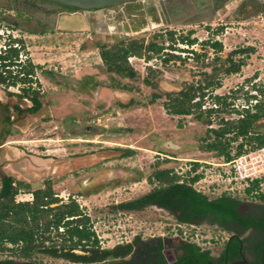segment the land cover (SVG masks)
Returning <instances> with one entry per match:
<instances>
[{
  "label": "rangeland",
  "instance_id": "374dc122",
  "mask_svg": "<svg viewBox=\"0 0 264 264\" xmlns=\"http://www.w3.org/2000/svg\"><path fill=\"white\" fill-rule=\"evenodd\" d=\"M166 1L162 7L156 0L128 3L138 5L132 6L133 11L125 10L126 16L133 19L132 27H122L117 18L118 29L103 35L58 28L31 33L20 28V15L13 0H0V44L12 36H23L25 48L21 50V58L27 55L36 64L35 81L42 102L38 112L23 114L18 119L15 111L10 110L15 123L7 125L12 135L9 140H16L11 143L21 151L39 157L23 158L16 163L20 178L30 184V189L41 187L48 179L62 201L75 199L100 235L101 247L129 241L135 234L142 238L160 235L174 244L186 231L191 241L216 254L229 236L227 230L216 224L177 223L167 209L156 205L120 213L113 205L150 190L153 183L147 177L156 168L169 167L181 179L191 176L193 171L188 176L186 171L191 169L192 161L198 162L195 172L201 173L193 186L208 197L227 193L243 201L241 209L250 210L256 208L252 204L263 202L241 189H225L229 184L220 173L225 160L203 149L201 139L207 127L220 124L221 117H240L237 111L255 102L254 99L247 102V95L264 98V7L260 6L264 0H224L200 13H195L190 3L186 8L187 1ZM241 2L244 7L239 6ZM121 7L113 10L117 12ZM100 15L99 10V15L89 16L88 20L109 24L113 21L110 15ZM67 18L62 17L70 29L78 26V16ZM218 27L221 29L216 30ZM166 30H173L177 37L191 30L190 37L196 38V43L187 46L176 41L175 50L166 51L179 54L180 58L167 62L156 54L149 60L133 56L129 62L134 69L132 76L107 71L95 44L135 37L143 38L144 43L154 39L166 45ZM156 33L162 36H155ZM206 40L220 41L221 49L201 43ZM181 48L203 55L196 58L176 50ZM234 50L237 52L231 55V60L243 62L236 72H226L225 58ZM203 72L210 74L214 86L205 92L202 108L213 106L214 95L226 96L231 104L218 105L217 111L209 118L204 115L202 120L192 114L169 113L163 105L165 93L175 92L186 84L202 83L206 80ZM20 85L0 84V100L23 107L29 104L15 94L20 93ZM153 93L159 96L154 97ZM3 132L0 125V133ZM260 132H264V126ZM239 142H245L244 138L231 142V154ZM126 149L132 153L124 155ZM47 162L50 168L46 167ZM19 196L28 198L30 194L23 190ZM249 231L244 230L242 235ZM166 254L170 258L171 250ZM4 258L20 260L18 254L0 250V259ZM33 258L63 261L42 253H35Z\"/></svg>",
  "mask_w": 264,
  "mask_h": 264
},
{
  "label": "trees",
  "instance_id": "16d2710c",
  "mask_svg": "<svg viewBox=\"0 0 264 264\" xmlns=\"http://www.w3.org/2000/svg\"><path fill=\"white\" fill-rule=\"evenodd\" d=\"M219 29L221 27L216 30ZM191 32L189 30L187 34L177 37L173 30H166V45L162 41L157 43L154 39L144 43L143 38L135 37L119 39L109 44L96 41L95 44L107 71L132 76L134 69L128 62V56L134 55L149 60L152 54H156L162 62L180 58L179 54L168 52L166 49L175 50L176 41L187 46L196 43V38L190 37ZM155 36L161 37L162 33H156ZM15 42L19 47L12 45ZM20 42V38H8L4 43L5 49L0 52V84L4 87L30 80L27 75L34 72L32 63L23 64L19 61ZM201 43L210 44L215 50L221 49L220 41L206 40ZM176 50L196 58L203 55L193 49ZM236 50L244 51L245 48ZM236 50L231 51L225 58L228 61L226 72H236L243 62L240 60L234 63L231 60V55L237 52ZM202 75L206 79L202 83L186 84L175 92L165 93L163 105L169 113L192 114L202 120L204 115L209 118L212 112L217 111L218 105L227 107L231 104L226 101V96L214 95L213 106L202 108L205 92L209 86H214L209 73L203 72ZM9 93L13 94L10 91ZM15 94L20 98H27L31 103L25 107L16 104L14 108L20 114L36 113L42 106L38 88L21 87L20 93ZM153 96L159 95L153 93ZM252 99L255 100L254 103L250 102V105L237 111L241 114L237 119L221 117L217 127H207L205 136L201 139L204 141L202 148L213 151L217 156L229 161L233 155L240 154L243 150V142L236 145L233 155L229 150L231 142L239 137L249 144L255 142L257 145H263L264 132H260V129L264 126V98L257 99L256 95L246 96L247 102ZM6 120H9L8 116ZM228 134L231 135L228 137ZM131 153V149H126L123 154ZM197 165V161H192L191 169L186 171V174L188 176L191 171L193 174L184 179L169 167L154 169L147 177L148 181L153 183L150 190L134 198L119 201L113 208L120 211H138L156 205L167 209L177 223L199 224L205 221L216 224L229 234H237L228 236L230 238L223 241L217 254H212L210 248L202 247L194 241L178 239L173 244L169 238L160 235L142 238L140 234H135L129 241L101 247L99 238L92 229L89 215L75 199L62 201L53 191L52 183L48 179L41 187L30 189L29 183L23 180L13 181L11 176L2 179L0 186V250L18 254L21 264H226L238 259L244 249L242 243L252 240L249 235L243 236V231H264V204L259 211L255 209L244 213L239 210L243 201L233 195L221 193L208 197L193 186V182L201 177V173L195 172ZM255 188L256 180L246 187L245 191L264 201V191L252 192ZM23 190L28 191L32 198L16 201V194ZM262 248L261 242L253 243L250 249L255 260L250 264H259L257 259L264 253ZM167 250H171L170 258L166 254ZM35 253L63 261L38 260L33 258ZM14 261L12 258L1 260L2 264H14Z\"/></svg>",
  "mask_w": 264,
  "mask_h": 264
},
{
  "label": "flooded vegetation",
  "instance_id": "af4514ba",
  "mask_svg": "<svg viewBox=\"0 0 264 264\" xmlns=\"http://www.w3.org/2000/svg\"><path fill=\"white\" fill-rule=\"evenodd\" d=\"M156 1H160L158 2V5L161 7L165 5V3L167 2L166 0H156ZM183 1H187V3L185 4L186 8L189 7L188 4L190 3L192 6L191 8H193V11L195 13H200L202 11H206L208 8L217 7V5L224 0H183ZM13 2H14V6L16 7L17 14L20 15V28H26L31 33H39V34L44 33L47 29L51 30L58 28L60 30H65V31L87 30L90 31L91 33L98 32L105 35L107 32L111 33V31L118 29L119 26L118 23L116 22L117 18L120 19V23L122 24L121 25L122 27L125 26L126 27L128 26V28L132 27L130 26V23L133 22L132 21L133 19L126 16L127 13L125 12V10L133 11L132 9L133 7L135 6L138 7L137 4H135V6L126 4L124 5V8L122 6L121 9L116 12L115 10H113L116 9V7H106L99 9H79L75 7H66V6L57 5L51 2H47L45 0H22L21 2L20 0H13ZM43 4L51 5V7H46ZM131 4L134 3L131 2ZM263 4L264 2L260 5L261 8L264 7ZM244 5H245L244 2H241L239 6L244 7ZM180 8H178L177 11H180ZM99 10L101 14L100 16L110 15L113 18L112 19L113 21L110 24L106 22L99 23L98 21L90 22L88 20V17L89 16L94 17L95 14L99 15ZM161 11L163 12V10ZM51 15H53V17ZM63 16L66 19H68L67 16L70 17L78 16L81 23L79 22L77 27H73V29L72 28L70 29L69 24L66 23V19H62ZM12 38L15 37L12 36ZM16 38H20V40L22 41L20 42V53H19L22 55L21 50L25 48L23 46L24 45L22 39L23 36L20 37L18 36ZM24 56L25 59L20 58V62L23 64L27 62L32 63L34 65V72L33 74H28L27 76L30 78V80H27L25 82H20L21 84L20 86L24 88L37 89L39 87L37 86V82L35 81L37 77L36 64L33 63L27 55ZM22 74L23 73H21V75ZM22 99L28 100L27 98H22ZM0 103H1L0 125H2V129L4 130L3 133H0V186H1L2 179L6 178L7 176L13 177L14 179L13 181L23 180L20 178V170L15 168L16 163H19L20 159L39 158V157L36 156L35 154H29L26 153L25 151H21L20 147L11 143L16 140H9V137L12 135L10 134L9 126L7 127V125L11 123L12 124L15 123V121L12 119L13 118L12 115L10 114V110L15 111V116H16L15 119H18L23 114H32V113L24 112L20 114L17 111V109L14 108L16 103L9 104L7 101H1V100ZM30 104L31 103L25 106H28ZM6 116L9 117V120H6ZM46 158H51V157H46ZM45 165L48 168H50L51 166V164L48 162L45 163ZM252 206L256 207L255 209L259 211L260 208L263 206V202L252 204ZM239 210L244 213L250 211L249 207H245L241 209V205L239 206ZM246 230H250V231L247 235L244 236L249 235V239L252 240L250 241L246 240L242 243L244 249L241 255L239 256V258L242 256L245 257L248 260V264H250L251 261L255 260V257L250 249L254 242L256 241H258L259 243L261 242V246L263 247L262 251H264V231L262 229H246ZM230 235L231 234H229V236ZM221 248L218 250V252L221 250ZM1 260L3 259H0V264H2ZM257 261L259 264H264V253L262 256H260L257 259Z\"/></svg>",
  "mask_w": 264,
  "mask_h": 264
},
{
  "label": "built area",
  "instance_id": "2783aa9c",
  "mask_svg": "<svg viewBox=\"0 0 264 264\" xmlns=\"http://www.w3.org/2000/svg\"><path fill=\"white\" fill-rule=\"evenodd\" d=\"M12 45L16 47L19 46L18 43H13ZM5 47L6 45L4 43L0 44V52L2 49H5ZM133 56L134 55H130L127 57L128 62L131 61V58H133ZM20 58L21 54H19V61ZM221 166L222 169L220 173L226 177L227 183L229 184V186L225 188L226 190L229 188L228 190L231 191H233V189H241L242 191H245L246 187H249L251 183L256 180L257 188H255L252 192H256V190L264 191V144L257 145L255 142H252L250 144L246 141L243 142L242 152L240 154L233 155V158L229 161H223ZM200 178L201 177H199L197 180H199ZM234 184H236L235 187ZM19 195L20 191L15 196L16 201L30 200L32 198L31 194L28 198H20ZM120 212L124 211L119 210L118 213ZM92 229L95 231L97 237L99 238V244L103 246V241L102 239H100V235L98 234L97 230L94 228V226H92ZM180 237L183 240L191 241V236L186 233V231H183ZM121 242L122 240L116 241V243Z\"/></svg>",
  "mask_w": 264,
  "mask_h": 264
},
{
  "label": "water",
  "instance_id": "95a60500",
  "mask_svg": "<svg viewBox=\"0 0 264 264\" xmlns=\"http://www.w3.org/2000/svg\"><path fill=\"white\" fill-rule=\"evenodd\" d=\"M45 1L61 6L75 7L79 9H99L106 7H116L118 5L124 6L128 3L138 0H45ZM231 236H237V234L232 233L230 237ZM230 237H228V239ZM14 264H21V260H15ZM226 264H248V260L242 256Z\"/></svg>",
  "mask_w": 264,
  "mask_h": 264
},
{
  "label": "crops",
  "instance_id": "0c3cea01",
  "mask_svg": "<svg viewBox=\"0 0 264 264\" xmlns=\"http://www.w3.org/2000/svg\"><path fill=\"white\" fill-rule=\"evenodd\" d=\"M132 8V7H131ZM51 167V166H50ZM263 204H264V201H263Z\"/></svg>",
  "mask_w": 264,
  "mask_h": 264
}]
</instances>
